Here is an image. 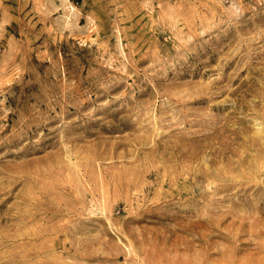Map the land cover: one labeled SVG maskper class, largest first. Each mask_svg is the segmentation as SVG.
Instances as JSON below:
<instances>
[{"label": "rangeland", "instance_id": "rangeland-1", "mask_svg": "<svg viewBox=\"0 0 264 264\" xmlns=\"http://www.w3.org/2000/svg\"><path fill=\"white\" fill-rule=\"evenodd\" d=\"M0 264H264V0H0Z\"/></svg>", "mask_w": 264, "mask_h": 264}]
</instances>
